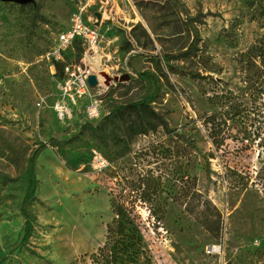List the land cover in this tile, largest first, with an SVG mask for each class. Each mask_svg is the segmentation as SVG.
I'll return each instance as SVG.
<instances>
[{"label":"rangeland","instance_id":"rangeland-1","mask_svg":"<svg viewBox=\"0 0 264 264\" xmlns=\"http://www.w3.org/2000/svg\"><path fill=\"white\" fill-rule=\"evenodd\" d=\"M81 4L104 69L91 125L52 111L80 42L47 58ZM141 177L155 192L133 206L132 264H264V0L0 2V264H95L112 191Z\"/></svg>","mask_w":264,"mask_h":264},{"label":"built area","instance_id":"built-area-1","mask_svg":"<svg viewBox=\"0 0 264 264\" xmlns=\"http://www.w3.org/2000/svg\"><path fill=\"white\" fill-rule=\"evenodd\" d=\"M85 12L86 5L81 4L71 16L70 27L58 35L54 48L47 55L55 70L54 63H64L66 52L75 42H80L83 48L81 63L65 64L62 76L56 82L52 111L56 120L62 123L76 120L79 124L91 125L102 117V101L92 94L93 89L87 82L88 77L94 75L87 60L95 53L96 48H100V39L98 30L86 22ZM86 66H89V70L83 68ZM95 76L98 80L96 74ZM99 83L98 80L97 87L100 86ZM91 164L97 173L108 166L99 153L92 155Z\"/></svg>","mask_w":264,"mask_h":264},{"label":"trees","instance_id":"trees-1","mask_svg":"<svg viewBox=\"0 0 264 264\" xmlns=\"http://www.w3.org/2000/svg\"><path fill=\"white\" fill-rule=\"evenodd\" d=\"M146 36L148 37L147 34ZM128 50L129 47L125 48V51ZM29 174L31 177V187L22 204V211L26 217L22 242L28 241L32 233V225L24 207L28 201L33 199L37 182L34 173L30 171ZM126 181V184L123 183L122 185L128 189L127 195H121L120 192L116 193L114 191L110 195L109 205L114 218L106 224L104 244L97 249V254L92 255L95 264H132L143 254L139 237L140 225L136 223L138 216L135 214L133 206L136 203L145 204L146 202H152L154 200L152 195H154L155 191L153 190L150 194L144 185L143 177L138 181ZM130 194L131 196H128ZM148 216L149 218L156 219L157 222L163 219V215L158 214L156 211H150ZM33 255L40 258L36 254Z\"/></svg>","mask_w":264,"mask_h":264},{"label":"water","instance_id":"water-1","mask_svg":"<svg viewBox=\"0 0 264 264\" xmlns=\"http://www.w3.org/2000/svg\"><path fill=\"white\" fill-rule=\"evenodd\" d=\"M0 2H3V3H13V4H18V5H27V4H30L33 2V0H0ZM95 17H96V26L99 25V22L101 21V18H102V15L100 13H96L95 14ZM105 80L107 82L111 81V78L108 77V76H105ZM115 81H124V82H127L129 81V76L128 75H124L123 77L121 78H115L114 79ZM87 82H88V85L91 89H95L98 85V80L96 78L95 75H90L87 79Z\"/></svg>","mask_w":264,"mask_h":264},{"label":"bare ground","instance_id":"bare-ground-1","mask_svg":"<svg viewBox=\"0 0 264 264\" xmlns=\"http://www.w3.org/2000/svg\"><path fill=\"white\" fill-rule=\"evenodd\" d=\"M101 59H102L101 50L100 48H96L95 53L90 55V57L87 60V62L90 65L91 71L97 75L100 83L104 81V77H103L104 69L102 68ZM213 251L214 252L217 251V248L213 247Z\"/></svg>","mask_w":264,"mask_h":264}]
</instances>
